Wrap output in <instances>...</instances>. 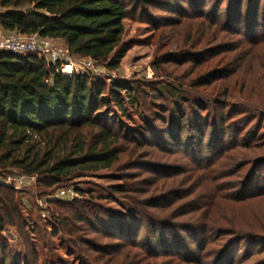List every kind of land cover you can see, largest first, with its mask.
I'll list each match as a JSON object with an SVG mask.
<instances>
[{"label": "rangeland", "instance_id": "1", "mask_svg": "<svg viewBox=\"0 0 264 264\" xmlns=\"http://www.w3.org/2000/svg\"><path fill=\"white\" fill-rule=\"evenodd\" d=\"M160 1L124 0L134 43L118 69L93 61L100 70L89 72L107 89L113 82L138 87L134 107L126 103L123 111L110 99L100 110L116 129L147 140L137 134L139 146L122 153L113 168L68 179L47 193L37 177L21 182L20 170L0 169L11 186L0 185L12 189L18 207L11 221L5 218L0 263L188 264L180 259L199 254L190 236L201 244V228L210 230L204 246L210 264L264 263V0ZM235 11L236 22L230 19ZM53 42L67 49L64 41ZM72 60V67L87 61ZM180 103L188 109L185 133L171 122ZM197 118L202 135L191 127ZM118 186L125 191L115 192ZM62 189L75 194L58 197ZM73 200L94 209L78 212L67 205ZM136 212L168 222L159 234L171 246L182 235L179 254L152 257L136 245L115 247L150 236ZM113 219L120 225L110 224ZM128 229L136 234H124Z\"/></svg>", "mask_w": 264, "mask_h": 264}, {"label": "trees", "instance_id": "2", "mask_svg": "<svg viewBox=\"0 0 264 264\" xmlns=\"http://www.w3.org/2000/svg\"><path fill=\"white\" fill-rule=\"evenodd\" d=\"M138 1L144 5L161 2ZM257 4L253 1L251 5L252 16L258 13ZM131 16L132 11L124 0H0V27L4 31L62 40L71 56L91 59L109 70L121 66L134 43L129 27ZM236 16L235 11L230 19L236 22ZM61 67L60 61L50 62L34 53H0V169H18L27 175L37 176L36 183L47 190L45 193L57 189L68 179L113 168L121 160L122 153L130 150L131 146H139L137 134L147 140L141 132L116 129L105 120L106 115L100 110V106L107 105L110 99L123 111L126 103L134 107L138 87L125 82H113L107 89L106 83L94 80L89 72L71 73L72 65H68L65 66L66 73H63ZM195 101L191 99V102ZM185 102H189L188 99ZM262 104L264 106V101ZM177 107L181 110L178 113L176 107L172 109L171 122L180 126L179 131L185 133L188 131L185 127L188 109L183 104ZM158 120L167 122L161 118ZM202 124L197 118L191 127L200 128ZM221 124L224 125L223 120ZM195 132L203 134L201 129ZM173 139L176 140L174 135ZM113 189L118 193L125 191L124 186ZM11 190L0 185L2 251L7 247L2 237L5 218L11 221V216L18 213ZM67 205L78 212L85 210L86 213V210L94 209L79 200ZM150 206L159 207L156 203ZM136 214L143 217L141 223L148 222L150 236L141 242L133 237L132 242L115 247L136 245L145 248L147 256L172 258L180 252L179 248L185 246L182 235L172 240L174 245L171 246L159 234L161 230H166L168 222L153 218L149 213ZM58 220L67 226L66 219ZM119 222L113 219L110 224L118 226ZM103 224L108 227L107 222ZM130 229L124 234H136L135 229ZM208 231L201 228V244L197 243L195 233H192L190 242L196 245L199 254L195 257L185 256L180 259L182 262L210 264L208 260L212 255L204 252ZM135 255L131 259L135 260L138 254ZM92 263L89 259L81 261V264ZM0 264H6L5 260Z\"/></svg>", "mask_w": 264, "mask_h": 264}, {"label": "built area", "instance_id": "3", "mask_svg": "<svg viewBox=\"0 0 264 264\" xmlns=\"http://www.w3.org/2000/svg\"><path fill=\"white\" fill-rule=\"evenodd\" d=\"M1 52H11L14 54H28L34 53L41 57H45L47 61L63 63L65 61V66L74 65V61L72 60V56L70 55L68 49L63 50L58 46L54 45L53 39L49 37H42L38 34H20V33H10L8 35H0V53ZM84 66L82 67H72L73 72H96L100 69L95 66L93 60L87 59L84 62ZM64 65L62 64L61 70L63 73H66L63 69ZM37 176L27 175L25 173L21 176V182L34 180ZM7 179V178H6ZM3 180L0 178V182L6 183L11 186V179ZM19 184V183H18ZM17 187V184H16ZM75 192L70 190H59L57 196H74Z\"/></svg>", "mask_w": 264, "mask_h": 264}, {"label": "crops", "instance_id": "4", "mask_svg": "<svg viewBox=\"0 0 264 264\" xmlns=\"http://www.w3.org/2000/svg\"><path fill=\"white\" fill-rule=\"evenodd\" d=\"M9 33L4 31L1 27H0V35H8Z\"/></svg>", "mask_w": 264, "mask_h": 264}]
</instances>
